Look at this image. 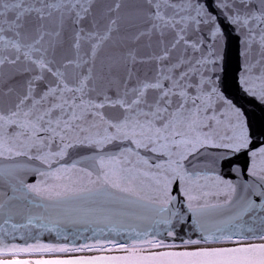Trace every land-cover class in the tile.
<instances>
[{
	"label": "snow or ice",
	"instance_id": "1",
	"mask_svg": "<svg viewBox=\"0 0 264 264\" xmlns=\"http://www.w3.org/2000/svg\"><path fill=\"white\" fill-rule=\"evenodd\" d=\"M233 37L264 105V0H0V264H264Z\"/></svg>",
	"mask_w": 264,
	"mask_h": 264
},
{
	"label": "water",
	"instance_id": "2",
	"mask_svg": "<svg viewBox=\"0 0 264 264\" xmlns=\"http://www.w3.org/2000/svg\"><path fill=\"white\" fill-rule=\"evenodd\" d=\"M237 68V41L235 37H233L229 41L227 57L224 63V71L222 74L223 89L225 91V94L228 95L234 103H236L239 107L244 110L253 137L257 140L264 139V105H261L258 101H255L252 98L245 96L244 93L239 89L237 85ZM235 162L242 169H247L248 159L246 155H241L236 159ZM222 175L226 179H236L234 173H232L228 167H225L223 169ZM36 179V177L30 176L28 177V182H35ZM47 238L48 237L46 235L44 239ZM8 258L10 257H5V259Z\"/></svg>",
	"mask_w": 264,
	"mask_h": 264
}]
</instances>
